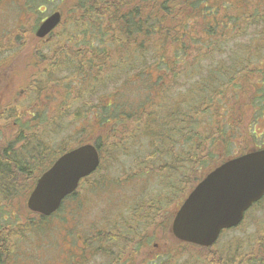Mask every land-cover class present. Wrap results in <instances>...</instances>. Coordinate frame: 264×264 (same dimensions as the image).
Listing matches in <instances>:
<instances>
[{"label":"rangeland","instance_id":"rangeland-1","mask_svg":"<svg viewBox=\"0 0 264 264\" xmlns=\"http://www.w3.org/2000/svg\"><path fill=\"white\" fill-rule=\"evenodd\" d=\"M136 2L130 7L134 8ZM78 4V0H0V42L5 43L1 38H9L8 43H14L12 49L9 46L4 49L3 46L0 53L16 52L15 58H18L14 61L16 67L13 66L12 77H16L13 89L19 93L20 90L27 91L31 89L30 87L34 88L35 84L38 85V81H46L44 76L39 77L41 71L37 68L49 75L47 77L49 88L45 94L47 98L42 97L51 107V122L44 126L42 124H39L41 126L33 125L34 131L27 132L25 128L24 133L20 131L19 135L21 133L28 135L33 132V135L27 139L28 143L40 149L45 146L48 150L50 149L51 153L79 148L84 144H97L103 154V162L96 171L98 174L95 172L89 178L82 179L75 194L65 200V203L63 202L56 214L48 218L43 219L27 209V200L35 184V180L31 177L29 181H25L19 175L15 191L10 190L11 192L6 193L0 188L2 195L0 198V229L2 232L0 234V249L2 248L0 264H146L148 262L157 264L161 260H166L168 264H208L212 263L209 253L214 254L215 258L227 245L235 247L243 243L242 246L245 247L247 241H250L252 250H255L256 241L264 238H258L259 235L256 234L264 228V199L245 216L240 227L221 235L213 247L214 251L181 246L168 235L167 225L171 223L172 215L183 202L187 191L183 193V190H179V184H177L179 165L169 161L166 155L170 150H174L177 156L183 144L195 150L192 137L177 134L175 130H169L170 126H163L164 130L170 132L167 135L168 141H157L148 133H135V124L131 119L113 123L110 132L103 130V127L99 125L95 107L98 106L99 98L105 95L102 90L107 88L94 89V58L88 56L93 62H85L84 67H81L85 70L79 74L71 75L70 71L77 64L73 58L81 59L85 56L79 52L84 41H90L87 45L89 50L97 47V39H92L96 29L90 27L91 23L86 28L82 26L81 16L87 17L88 13L83 14L79 10L76 12V9L68 10L71 6ZM57 8L63 10L60 26L49 42H39L37 38H34L36 28ZM82 8L90 10L89 14L94 19V10L91 6L85 3ZM78 24L79 27L75 31L74 27ZM72 34L74 37L69 38ZM82 37L88 38L82 39ZM58 43L61 44L58 45ZM48 53L52 55L49 59ZM187 62L188 65L191 63ZM203 65L208 66L209 64L203 63ZM10 67V62H7L4 70H9ZM51 69L61 71L52 73ZM106 73L103 76H106ZM1 74L6 77L8 72L2 70ZM133 80L135 79L131 81ZM257 81L260 83L261 80L257 79ZM4 83L5 81L0 79V84ZM140 84L143 85V82L131 83L132 86L119 89L116 92L118 94L106 100L104 105L114 103L122 105L127 102L128 106H135L142 98L143 91L139 88ZM192 87L188 83L184 84L175 94H164L166 90L164 87V89H159L154 97L156 101H162L177 95L176 102L191 105L195 99V87ZM244 89H246V84L240 97H246L247 101L238 100L229 110V101L233 104L234 93L237 89L229 90L225 98L217 94L213 97L214 101L219 99L221 118L235 128L231 132L233 143L228 150L215 148L212 157L208 159L200 152L199 166L189 171L184 168L185 174L190 173L189 182L196 185L206 172L212 170L220 162H224L226 158L219 152L220 150L228 151L230 159L251 147H264V105L252 102L253 97L246 96ZM161 90L160 100H158L156 95H159ZM0 95L5 97L6 94L0 93ZM62 103L65 105L61 108ZM166 103L170 105L174 103V100L166 101ZM124 108L126 111L124 114L127 115L130 108ZM167 108L168 106L163 104L158 107L154 106V112L160 120ZM226 115L229 117L227 118ZM198 120L200 125L196 130L201 132L202 125L210 120L204 114H201ZM148 122L150 123L148 126H152L155 130L160 129L161 121L154 123L148 120ZM12 128L14 129L13 126H9L3 132L5 139L9 140L12 137L11 133L14 134L15 129ZM179 128L178 126L176 129ZM43 130L46 131L43 132ZM107 135L116 137L111 141L114 145L112 148L108 147L109 141L105 140ZM3 136L0 135V146L4 140ZM33 136L39 140L31 139ZM159 136L163 135L158 134ZM23 138L20 137L18 140L19 148ZM26 149L21 148L20 153L26 154L28 151ZM40 174L35 171V178ZM29 183L33 185L26 188ZM155 209H158L159 214H152V210ZM138 214L143 215L147 226L146 229L139 230L140 233L137 236V234L134 235L135 229L138 230L142 225L138 220ZM159 216H162V220L157 230L154 222L160 219ZM115 229L124 234L129 230L131 238L134 239L133 242L138 246H130L125 250L119 240L106 236L113 235ZM145 237L150 239L149 244ZM86 239L93 243H86ZM154 244L158 247L154 248ZM123 249L124 252H120Z\"/></svg>","mask_w":264,"mask_h":264},{"label":"trees","instance_id":"trees-1","mask_svg":"<svg viewBox=\"0 0 264 264\" xmlns=\"http://www.w3.org/2000/svg\"><path fill=\"white\" fill-rule=\"evenodd\" d=\"M135 1L137 2L134 8L130 7ZM78 2L79 7H83L85 3L89 6L94 5V19L89 14L90 10L81 8L80 12L88 13L87 17L81 16L83 28L91 23L90 27L96 29L92 39H97V47L89 50L87 45L90 41H84L85 45L81 44L82 49L79 52L85 56L74 59L77 64L70 71L71 75L79 74L85 70L81 68L85 62H93L88 56L94 58V89L107 88L102 90L105 95L99 98L98 106L95 107L99 125L104 131L110 132L113 123L131 119L135 124V133H148L157 141H168L169 130L191 136L196 152L183 144L177 156L174 150H170L166 155L169 161L179 165L177 184L180 191L183 190V193L187 191L188 194L195 184L189 182L190 173L185 174L184 168L189 171L198 167L200 152L208 159L212 157L215 148L228 150L233 143L231 132L235 128L221 118L219 99L214 101L213 97L217 94L225 98L229 90L237 89L233 104L229 101V110L238 100L247 101L246 97H240L246 84L244 89L246 96L253 97L252 102L264 105V0H78ZM78 27L79 24L74 27L75 31ZM72 37L73 34L69 36ZM187 61L191 63L188 65ZM203 63L209 65L204 66ZM37 70L41 71L39 77L44 76L46 81H38V85L35 84L36 91L47 98L45 94L49 88L47 78L49 75L40 68ZM50 71L60 73L61 70ZM105 73L106 76H103ZM132 79L135 80L131 81ZM257 79L261 80L260 83ZM140 82H143V85H139L143 91L142 98L135 106H128L127 102L122 105L115 103L104 105L106 100L118 94L116 92L119 89ZM187 83L195 87L193 104L184 105L176 102L177 95L168 100H155L154 95L159 89L165 87L164 94H175ZM109 87L111 89H108ZM161 93L162 90L156 95L158 100ZM173 100L174 103L170 105L166 103ZM161 104L168 106L162 120L154 112V106L158 107ZM63 105L65 104L62 103L61 108ZM124 107L130 108L127 115L124 114L126 112ZM201 114L207 115L210 121L203 124L199 132L196 129L200 125L198 117ZM148 120L154 123L161 121L160 129L155 130L148 126L150 125ZM163 126L170 128L164 130ZM174 126L180 128L177 130ZM25 128L26 126L23 130ZM158 134L163 136L158 137ZM114 138L109 135L105 137V140L109 141V148L114 146L111 142ZM97 148L100 146L97 145ZM262 148L264 147H251L243 153ZM219 152L224 155L225 160L229 159L228 151ZM25 156L27 159L31 157L26 154ZM3 163V166H0V186L6 193L10 190L15 191L19 175L25 181H29L30 177L35 180L33 174L36 170L34 172L27 170L25 160L19 158L16 161L15 158H9ZM153 214L157 215L159 212L155 211ZM159 218L154 222L156 229L160 226L162 216ZM256 234L259 235L258 238L264 237V228ZM242 244L239 243L235 247L225 246L215 258L214 254L209 253L212 263L208 264H264V238L256 241L255 250H252L250 241H247L245 247ZM124 249L120 252H124ZM203 250L210 251L213 248ZM157 264L168 262L161 260Z\"/></svg>","mask_w":264,"mask_h":264},{"label":"water","instance_id":"water-1","mask_svg":"<svg viewBox=\"0 0 264 264\" xmlns=\"http://www.w3.org/2000/svg\"><path fill=\"white\" fill-rule=\"evenodd\" d=\"M59 13L46 18L35 36L42 39L60 23ZM99 165L90 144L62 155L43 173L28 197L27 208L49 217L73 193L78 181ZM264 196V149L230 159L207 174L188 195L171 223L179 242L209 248L224 230L237 227L244 213Z\"/></svg>","mask_w":264,"mask_h":264},{"label":"flooded vegetation","instance_id":"flooded-vegetation-1","mask_svg":"<svg viewBox=\"0 0 264 264\" xmlns=\"http://www.w3.org/2000/svg\"><path fill=\"white\" fill-rule=\"evenodd\" d=\"M93 7L94 6L91 5V9L94 10ZM81 8L82 7H79L78 5L77 6L73 5L68 10L76 9V12H78V10L80 12ZM52 13H59L60 17L62 19L63 10L61 8H57ZM60 23L50 33V35H48L44 39H37V40H39V42L40 41H43L45 43L49 42V40L55 35L57 28L60 26ZM37 28H36V30H37ZM36 30H35V32H36ZM2 39L5 41V43L2 44L0 42V49H3V46H4V49L7 46H9L12 49V46L14 45V43H12V44L8 43L9 38H1V40ZM16 54H17L16 52H12V51L9 52V53H0V71L2 72V70H3V71L8 72V75L6 77H3V75L0 72V79L5 81L4 84H0V93H2L3 95L6 94L5 97L0 95L1 96L0 97V135L3 136V132H5L6 131L5 129L8 128L9 126H11V127L13 126L14 129H15L14 130L12 128L15 132H14V134L11 133L12 137L9 140L5 139V137L3 136L4 140H2V144L0 146V166H3V164H4L3 161L9 160V158L10 159L15 158L16 161H18L19 158L22 159V160H25L27 168H28L27 170L32 171V172H34L36 170L39 173H41L37 178H35V184H36L38 178L44 172H46L48 169H50L52 167V165L55 163V161L60 156H62L64 153H66V152H68L70 150H67V151H64V152L60 151L59 155H58V153H55V152L51 153L50 150H48V148L45 147V146L40 149V148H35V147L31 146L30 143H28L27 139L29 138L30 135H33L32 132L30 134H28V135L25 134L26 137H28V138H26L25 135H23L22 133L19 135L20 131H23V133H24L23 128L25 126H26V130L27 131H34L33 125H39V124L47 125V124H50V122H51V116H50L51 107L44 100L45 98L43 99L41 94L37 93V91H35L36 88H37L36 86L34 88L30 87L31 89L29 88L30 90H27V91L26 90H20L19 93L15 89H13L14 86H15L14 83H15V80H16V77H12L13 66L16 67V65H15L16 62H14V61L18 60V58H15ZM47 55H48V59L52 56L50 53H48ZM7 62H10L11 67L9 68V70H4V69H6L5 65H6ZM1 67H4V68H1ZM32 85H33V83H32ZM8 89H9V91H8ZM2 98H4V99L2 100ZM30 98L33 101L32 100L30 101ZM34 98L37 99V100H35ZM39 126H41V125H39ZM20 137H24V138L21 140L22 141L21 145H20L21 147L19 148L18 140H19ZM31 139H38V138L33 136ZM15 145H16L17 149L15 148ZM93 146H95V149H96V151L98 153L99 163H100L99 165H101V163L103 162L102 151L99 148H97V144H93ZM21 148H27L28 149L27 152L30 153V154L26 153V155H32V156L29 159H27L25 154L20 153ZM14 169H16V168H14ZM95 172L96 171H94V173ZM33 176H34V174H33ZM89 177H87V178H89ZM35 184H34V186H35ZM32 185H33L32 183H29V185L27 184V188H30ZM1 187L2 186H0V188ZM74 194L75 193H73L72 195L66 197V199H64L63 202H65V200H67L70 197H72ZM1 197H2V195L0 193V198ZM263 199H264V197L262 198V200ZM63 202H62V205H63ZM260 203H261V201L257 205H259ZM155 211L157 212L158 209L152 210V214ZM172 216H174V214ZM138 220H139V222H141L142 225H141V227L138 230L135 229V234L134 235L137 234V236L140 233L139 230L146 229V226H147V223L145 222V220L143 218V215H138ZM160 224L161 223L159 222V225ZM159 228H160V226L157 228V230ZM231 230H233V229H231ZM231 230H229V231H231ZM119 231L120 230H116L115 229L114 230L115 233H113L114 235H106V236L112 237V238H116L117 240H119V242L122 243L123 247H125V248H128L130 246H135V247L138 246L137 243L133 242L134 239L131 238L129 230L126 231L125 234L122 231H120V232ZM166 232L168 233V235H170V233H171V223H169L167 225ZM1 233L2 232L0 230V234ZM98 234H100V233H98ZM170 237H171V235H170ZM92 238H89V239L92 240ZM94 238H95V235H94ZM145 240L149 244L150 239L148 240L145 237ZM130 242H132V243H130ZM86 243H93V242H91L88 239H86ZM101 245H102V243H101ZM153 247L157 248L158 245L154 244Z\"/></svg>","mask_w":264,"mask_h":264},{"label":"bare ground","instance_id":"bare-ground-1","mask_svg":"<svg viewBox=\"0 0 264 264\" xmlns=\"http://www.w3.org/2000/svg\"><path fill=\"white\" fill-rule=\"evenodd\" d=\"M70 57V56H69ZM63 60V59H62ZM73 60H74V58H73ZM66 65V64H65ZM72 66V65H71ZM69 69V68H68ZM14 101V100H13ZM8 106V105H7ZM12 106V105H11ZM33 133V132H32ZM38 134V133H37ZM40 134V133H39ZM24 135V134H23ZM43 135V134H42ZM39 136V135H38ZM30 137V136H29ZM48 137V136H47ZM40 138V137H39ZM29 139V138H28ZM22 140V139H21ZM39 140V139H38ZM41 142H42V140H40ZM22 142V141H21ZM25 143V142H24ZM33 143V142H32ZM39 143V142H38ZM44 143V142H43ZM8 144V143H7ZM45 144V143H44ZM35 145V144H34ZM62 145H64V144H62ZM5 146V145H4ZM42 146V145H41ZM21 147V146H20ZM5 148V147H4ZM15 148H16V145H15ZM14 148V149H15ZM55 148V147H54ZM6 149V148H5ZM17 149V148H16ZM50 150V149H49ZM62 150H63V148H62ZM71 150V149H70ZM38 151V150H37ZM49 153V152H48ZM25 154V153H24ZM59 154V153H58ZM129 154V153H128ZM124 155V154H123ZM30 156V155H29ZM32 156V155H31ZM240 156V155H239ZM102 157V156H101ZM238 157V156H237ZM114 159V158H113ZM116 160V159H115ZM114 160V161H115ZM31 161V160H30ZM110 162V161H109ZM24 164V163H23ZM32 166V165H31ZM38 166V165H37ZM100 166V165H99ZM2 168V167H1ZM105 168V167H104ZM16 170V169H15ZM44 171V170H43ZM97 173V172H96ZM98 174V173H97ZM96 174V175H97ZM135 174V173H134ZM26 176V175H25ZM103 176V175H102ZM87 177V176H86ZM86 177H83V178H81L79 181H78V183H77V186H76V189L74 190V191H76L77 190V188H78V185H79V182H81V180L82 179H84V178H86ZM104 179H105V177H104ZM101 180V179H100ZM99 180V181H100ZM21 181V180H20ZM93 181V180H92ZM96 182V181H95ZM100 183V182H99ZM81 185V184H80ZM99 186V185H98ZM81 188V187H80ZM33 191V190H32ZM11 192V191H10ZM1 193V192H0ZM32 193V192H31ZM30 193V194H31ZM72 194V193H71ZM71 194H69V195H71ZM29 195V194H28ZM30 196V195H29ZM74 199V198H73ZM78 199V198H77ZM71 201V200H70ZM65 203V202H64ZM74 204H76V203H74ZM141 205V204H140ZM137 207V206H136ZM150 207V206H149ZM154 207V206H153ZM1 208H3V207H1ZM146 208V207H145ZM152 208V207H151ZM67 209V208H66ZM150 211V210H149ZM141 212V211H140ZM146 212V211H145ZM140 214V213H139ZM138 214V215H139ZM2 215V214H1ZM12 215V214H11ZM263 215V214H262ZM132 217V216H131ZM59 218V217H58ZM15 220V219H14ZM128 220V219H127ZM18 221V220H17ZM132 221V220H131ZM19 222V221H18ZM128 222V221H127ZM134 222V221H133ZM33 223V222H32ZM37 223V222H36ZM8 224V223H7ZM38 224V223H37ZM6 225V224H5ZM34 227V226H33ZM124 228H126V227H124ZM126 230V229H125ZM118 232V231H117ZM130 232V231H129ZM33 233V232H32ZM37 233V232H36ZM110 233V232H109ZM115 233V232H114ZM35 234V233H34ZM114 235V234H113ZM43 236V235H42ZM96 237V236H95ZM138 240V239H137ZM28 241V240H27ZM81 241V240H80ZM26 242V241H25ZM24 242V243H25ZM85 242V241H84ZM1 243V242H0ZM24 243H22V244H24ZM105 243V242H104ZM16 244V243H15ZM28 245V244H27ZM86 245V244H85ZM95 245V244H94ZM114 245V244H113ZM180 245V244H179ZM42 246V245H41ZM54 246V245H53ZM108 246V245H107ZM182 246V245H181ZM93 247V246H92ZM146 247V246H145ZM17 248V247H16ZM38 248H40V247H38ZM144 248V247H143ZM166 248V247H165ZM2 249V248H1ZM0 249V250H1ZM146 249V248H145ZM4 250V249H3ZM41 250V249H40ZM80 250V249H79ZM36 251V250H35ZM226 251V250H225ZM37 252V251H36ZM231 252H232V250H231ZM166 253V252H165ZM227 253V252H226ZM167 254V253H166ZM186 254V253H185ZM83 255V254H82ZM80 257V256H79ZM190 257V256H189ZM152 258V257H151ZM184 258V257H183ZM17 259V258H16ZM100 259H101V257H100ZM99 259V260H100ZM144 260V259H143ZM17 261V260H16ZM145 261H146V259H145ZM153 261V260H152ZM74 262V261H73ZM72 263V262H71ZM176 264V263H175Z\"/></svg>","mask_w":264,"mask_h":264}]
</instances>
